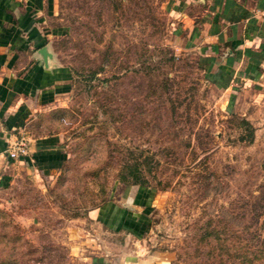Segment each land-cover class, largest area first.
Wrapping results in <instances>:
<instances>
[{
	"label": "rangeland",
	"instance_id": "1",
	"mask_svg": "<svg viewBox=\"0 0 264 264\" xmlns=\"http://www.w3.org/2000/svg\"><path fill=\"white\" fill-rule=\"evenodd\" d=\"M173 2L44 0L41 48L67 80L13 131L0 264H264V117L205 81ZM46 139L58 159L20 163Z\"/></svg>",
	"mask_w": 264,
	"mask_h": 264
},
{
	"label": "crops",
	"instance_id": "2",
	"mask_svg": "<svg viewBox=\"0 0 264 264\" xmlns=\"http://www.w3.org/2000/svg\"><path fill=\"white\" fill-rule=\"evenodd\" d=\"M43 4L44 0H0V168L16 162L8 156L9 144L17 140L13 131L23 128L27 119L51 104L58 84L67 80L66 75L65 79L59 76L49 57L43 61ZM173 4L177 45L194 51L205 81L224 90L226 98L238 93L246 97L245 105L252 106L243 113L247 119H262L264 0H175ZM257 127L263 129V125ZM261 131L257 129L256 133ZM50 142L39 141L44 144L35 146L31 157L20 156V163L28 160V166H40L44 159H58ZM101 213L93 210L91 215ZM85 264L115 261L96 255ZM126 264L150 263L133 260Z\"/></svg>",
	"mask_w": 264,
	"mask_h": 264
},
{
	"label": "built area",
	"instance_id": "3",
	"mask_svg": "<svg viewBox=\"0 0 264 264\" xmlns=\"http://www.w3.org/2000/svg\"><path fill=\"white\" fill-rule=\"evenodd\" d=\"M9 155L11 158L14 157H18L20 153L25 154V150H24V143H23V139L20 140V142L17 143H10L9 144Z\"/></svg>",
	"mask_w": 264,
	"mask_h": 264
},
{
	"label": "water",
	"instance_id": "4",
	"mask_svg": "<svg viewBox=\"0 0 264 264\" xmlns=\"http://www.w3.org/2000/svg\"><path fill=\"white\" fill-rule=\"evenodd\" d=\"M41 54H42V57H43V61L45 62L46 59L50 56V53L47 49V47H43L41 48Z\"/></svg>",
	"mask_w": 264,
	"mask_h": 264
},
{
	"label": "trees",
	"instance_id": "5",
	"mask_svg": "<svg viewBox=\"0 0 264 264\" xmlns=\"http://www.w3.org/2000/svg\"><path fill=\"white\" fill-rule=\"evenodd\" d=\"M244 123L250 128L249 135L252 138L253 137V127L251 126V124L247 120H244Z\"/></svg>",
	"mask_w": 264,
	"mask_h": 264
}]
</instances>
